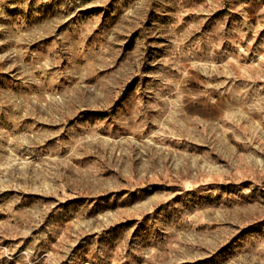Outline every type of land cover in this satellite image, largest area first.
I'll use <instances>...</instances> for the list:
<instances>
[{"label":"rangeland","instance_id":"1","mask_svg":"<svg viewBox=\"0 0 264 264\" xmlns=\"http://www.w3.org/2000/svg\"><path fill=\"white\" fill-rule=\"evenodd\" d=\"M0 264H264V0H0Z\"/></svg>","mask_w":264,"mask_h":264}]
</instances>
